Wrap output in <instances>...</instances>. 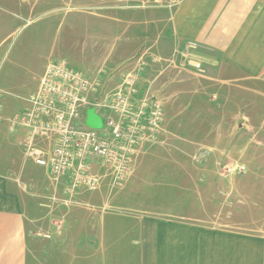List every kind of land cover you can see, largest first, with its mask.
Segmentation results:
<instances>
[{
    "label": "rangeland",
    "instance_id": "374dc122",
    "mask_svg": "<svg viewBox=\"0 0 264 264\" xmlns=\"http://www.w3.org/2000/svg\"><path fill=\"white\" fill-rule=\"evenodd\" d=\"M181 2L0 0V141L10 144V166L21 172L35 211L33 264H71L73 242L88 234L95 217L119 226L117 257L111 251L117 261L110 264H137L128 236L136 237L134 219L142 215L264 237V80L241 70L233 80L223 72L215 80L208 65L204 73L169 66L173 53L135 43L143 37L135 25L153 13L144 9L173 13ZM125 35L127 50L116 54ZM50 61L92 78L104 64L115 70L129 63L111 73L107 89L119 83L120 71L141 73L140 95L150 88L166 114L164 132L140 153L126 185L87 193L77 207L66 204L42 170L23 162L19 136L9 140L10 119L24 111Z\"/></svg>",
    "mask_w": 264,
    "mask_h": 264
},
{
    "label": "crops",
    "instance_id": "0c3cea01",
    "mask_svg": "<svg viewBox=\"0 0 264 264\" xmlns=\"http://www.w3.org/2000/svg\"><path fill=\"white\" fill-rule=\"evenodd\" d=\"M144 10L153 13L135 25L137 36L144 37L135 39V43L144 46L152 43L151 47H146L149 51L156 46L157 52L168 56L181 43L198 41L202 45L199 57L205 66L211 67L215 80L222 72L229 73L225 79L233 80L241 71L247 79L264 80V0H182L173 13ZM158 31L161 32L160 37L149 38ZM126 37L116 54L127 50ZM163 38L167 41L164 42ZM104 65L109 71L116 66L113 63ZM121 66L117 65L115 70ZM128 66L129 63L121 68L124 70ZM231 73L235 75L232 77ZM119 74L120 77L123 72ZM141 76L139 73L140 89L143 86ZM10 132L14 134H9L10 141H14L15 136L21 138L23 162L33 169L42 170L53 187L44 168L25 161L21 143L26 130L19 128ZM9 146V143L0 141V264H33L35 211L29 193L20 182L21 172L10 166ZM62 188L61 185L58 191L66 197ZM87 193L79 195L78 200L81 201ZM111 219L95 217L89 220L88 234L73 242L71 264H110V261H117L114 254L117 257L119 226ZM134 220L138 233L130 241L128 236V243L138 251L137 264H264L262 236L216 230L156 216L142 215ZM111 245L114 246L111 248Z\"/></svg>",
    "mask_w": 264,
    "mask_h": 264
},
{
    "label": "built area",
    "instance_id": "2783aa9c",
    "mask_svg": "<svg viewBox=\"0 0 264 264\" xmlns=\"http://www.w3.org/2000/svg\"><path fill=\"white\" fill-rule=\"evenodd\" d=\"M201 49L198 41H185L167 62L204 73ZM113 71L104 68L92 78L64 61H50L24 111L10 119L12 131L26 130L21 143L25 161L44 168L56 191L63 186L66 204L79 205V195L105 187L122 189L140 153L164 132L165 111L149 87L140 95L139 73H123L108 90ZM90 110L101 118L100 129L87 125Z\"/></svg>",
    "mask_w": 264,
    "mask_h": 264
},
{
    "label": "water",
    "instance_id": "95a60500",
    "mask_svg": "<svg viewBox=\"0 0 264 264\" xmlns=\"http://www.w3.org/2000/svg\"><path fill=\"white\" fill-rule=\"evenodd\" d=\"M87 125L90 128L100 129L102 127L101 118L95 113L94 110H90L87 113Z\"/></svg>",
    "mask_w": 264,
    "mask_h": 264
}]
</instances>
